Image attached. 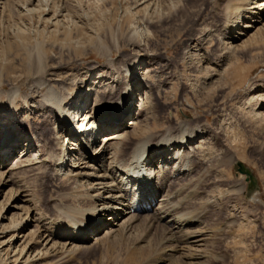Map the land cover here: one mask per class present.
<instances>
[{"label": "rangeland", "instance_id": "rangeland-1", "mask_svg": "<svg viewBox=\"0 0 264 264\" xmlns=\"http://www.w3.org/2000/svg\"><path fill=\"white\" fill-rule=\"evenodd\" d=\"M228 1L235 2L158 0L153 13L138 6L142 3L137 4L138 0H1L0 123L8 125L15 137L44 124L39 104L46 88L34 86L40 78L56 84L54 80L67 77L65 85L75 93L107 71L109 59L131 67V73L152 81L146 84L152 89L146 108L150 130L162 133L184 121L211 133L206 137L203 169L196 166L197 175L194 173L200 184L198 200L189 202L187 197L180 207L183 213L193 211L195 218L201 215L202 226L212 231L207 252L224 258L216 262L210 257L209 264H264V122L251 115L257 103L264 101V31L249 30L233 43L235 50L220 69L218 64L225 59L220 54L227 40L222 28ZM146 53L154 58L140 68ZM146 66L147 70H140ZM219 71L224 73L218 79L214 75ZM83 77L86 82L81 85ZM257 94L262 98L250 102ZM135 112L144 116L147 111L137 107ZM130 131L132 128L122 132ZM53 134L45 139L49 141ZM25 139H19L11 165L20 157ZM95 142L100 148L102 143ZM131 148L129 142L124 151L129 154ZM28 153L30 165L24 163L5 176L8 185L4 187L0 178V216L7 218L0 219V232L9 225L8 220L18 218L20 211L10 209L15 205L30 203L49 217L57 214L56 206L76 211L88 208L82 189L67 178L52 176L45 165L36 163L39 154ZM238 163L252 171L256 190L239 173ZM25 195L27 203L22 202ZM163 223L142 222L98 244H93L92 237L85 249L69 257L40 258L41 248L29 255L35 264H187L177 257L158 261L166 251ZM31 231H36L35 224ZM9 237L0 234V264H14L19 257L20 245L10 249Z\"/></svg>", "mask_w": 264, "mask_h": 264}, {"label": "bare ground", "instance_id": "bare-ground-1", "mask_svg": "<svg viewBox=\"0 0 264 264\" xmlns=\"http://www.w3.org/2000/svg\"><path fill=\"white\" fill-rule=\"evenodd\" d=\"M157 3L158 0L137 2L138 6L153 10V13ZM228 6L229 12L222 28V37L227 40L222 44L220 54L225 59L218 64L220 69L227 56L235 50L233 43L249 34V30L256 33L264 31V0H235L232 4L228 1ZM153 56L147 53L142 55L139 67L145 63L151 64ZM148 67L140 70L145 71ZM106 68L107 71L90 80L94 83L89 89L80 88L75 93L70 92L67 77L54 80L57 85L48 84L42 78L37 79L34 86L40 90L46 88L39 105L47 122L33 131L28 129L27 135L12 136L8 125L0 123V178L4 187L9 182L5 176L22 168L24 163L30 165L27 151L34 150L39 154V159L31 161L45 165L52 176L73 182L85 192L88 201V208L80 211L56 206L54 210L57 214L49 217L40 209H35L36 206L28 204L26 195L22 196V202L27 205L10 207L19 210L20 214L18 218L8 220L9 225L0 232L5 236L10 235L7 240L10 249L20 245V254L14 264H35L29 255L35 248H41L38 252L40 258L55 257L57 254L69 257L85 249L87 240L92 237L93 244L105 242L138 227L142 222H164L163 226L167 228L164 240L166 251L159 262H166L169 257L180 258L187 264H209L210 257L216 262L222 261L224 257H213L207 252L213 233L202 226V216L195 218L193 211H180L187 197L189 202L198 200L200 184H197L198 178L194 173L197 175L196 166L202 168L206 137L211 133L199 125L193 126L184 121L176 129L167 127L162 133L150 130L147 127L150 116L146 108L151 103L152 89L146 84L152 81L131 73V67L118 65L113 59H109ZM222 73L214 76L219 79ZM84 78L80 80L81 85L86 82ZM140 83H143L142 86H139ZM262 96L254 95L249 101L259 100ZM137 107L147 111L146 114L139 116L135 112ZM251 115L259 123L264 122L263 99L257 103ZM138 124L144 125L135 130ZM127 128H132V131L122 132ZM50 132L54 134L47 141L45 137ZM24 136L26 139L22 141L24 146L20 157L11 165L19 139ZM97 140L102 143L100 148L96 146ZM129 142H132V148L127 154L124 147ZM69 143L71 147L67 148ZM236 166L239 169L244 165L238 163ZM249 172L253 175L251 170ZM247 182L252 190L257 189L254 175L253 182ZM240 190L244 192V187ZM185 192L187 196L183 198ZM0 219L7 220L1 216ZM33 224L36 231L29 232Z\"/></svg>", "mask_w": 264, "mask_h": 264}, {"label": "water", "instance_id": "water-1", "mask_svg": "<svg viewBox=\"0 0 264 264\" xmlns=\"http://www.w3.org/2000/svg\"><path fill=\"white\" fill-rule=\"evenodd\" d=\"M238 171H239L240 174H243V175L248 177L247 181L251 180L253 182V175L244 166H240Z\"/></svg>", "mask_w": 264, "mask_h": 264}]
</instances>
